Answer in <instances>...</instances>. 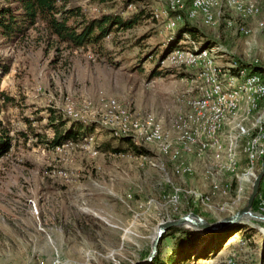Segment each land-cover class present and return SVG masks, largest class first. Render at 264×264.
I'll return each mask as SVG.
<instances>
[{
  "label": "rangeland",
  "instance_id": "obj_1",
  "mask_svg": "<svg viewBox=\"0 0 264 264\" xmlns=\"http://www.w3.org/2000/svg\"><path fill=\"white\" fill-rule=\"evenodd\" d=\"M253 1L260 7L259 18L264 19V0ZM167 2L134 0L125 12L123 0H70L87 16L108 12L124 16L143 8L144 18L139 23L113 31L103 40L105 55L91 48L65 47L41 22L17 42L0 36V63L9 66L1 86L14 99L0 115L12 137L11 148L0 155V264H132L148 256L144 253L150 251L162 221L195 209L213 222L247 203L254 180L238 181L217 164L218 156L212 151H186L176 142L173 124L188 115L185 98L199 97L207 88L205 79H197L200 67L187 65L186 50L210 41L221 57L213 62L220 69L219 75L234 62L264 67L262 33L253 30L249 35L240 34L225 21L231 19L254 29L257 16H236L227 0H219L216 9L220 13L215 10L214 25H204L197 17L188 20L199 33L194 38L183 35L182 44L161 61L162 67L174 70L170 72L155 65L164 51L162 44L186 20V7L156 18L155 10H165ZM179 47L183 50L177 53ZM154 69L156 73L151 76ZM111 101L138 118L151 113L168 119L166 124L159 121L171 142L170 152L184 160L191 173H174L171 155L159 145L132 141L142 146L144 153L137 154L119 136L111 134L112 129L103 127V108ZM49 109L62 119L97 124L87 140L51 147L48 143L54 130L49 125ZM238 110L235 116L224 110V129L228 132L253 123L252 116H246L249 121L244 119L245 105ZM103 142H108L105 149ZM207 153L211 165L206 161L202 172L199 168L195 172L186 154ZM240 161L242 166L249 164L243 154ZM263 165L258 166V173ZM206 168L207 176L217 168L231 178L210 183L204 175ZM263 183L264 176L253 210ZM190 191L204 196L203 203L192 207L187 201ZM173 192L179 195L176 204L170 201ZM238 224L246 231L241 229L228 238L212 259H196L194 264H221L227 257H233L234 264L264 263V219L244 216ZM239 237L246 240L238 242ZM172 242V235L163 239V254Z\"/></svg>",
  "mask_w": 264,
  "mask_h": 264
},
{
  "label": "bare ground",
  "instance_id": "obj_2",
  "mask_svg": "<svg viewBox=\"0 0 264 264\" xmlns=\"http://www.w3.org/2000/svg\"><path fill=\"white\" fill-rule=\"evenodd\" d=\"M219 0H191L186 10V19L196 17L207 26L215 23L216 11L219 14ZM227 4L234 10L233 13L243 17H256L260 7L253 0H227ZM185 0H168L165 10H155L154 16L159 18L166 11L178 12L183 10ZM216 10V11H215ZM168 15V13H167ZM180 17V14H176ZM226 25L234 28L240 34L249 35L254 29L260 31L264 37V19L258 18L254 29L243 24H237L231 19H226ZM176 52L183 50L179 47ZM220 48V47H219ZM175 52V53H176ZM224 55V54H223ZM187 65H196L200 69L197 79H205L207 88L200 92L199 97L187 96L185 106L188 115L185 119L180 117L175 120L173 128L176 132V142L186 151L199 154L212 151L218 156V165L234 175L238 181L247 182L254 180L258 173V166L264 164V78L260 73L247 71L236 63L226 66L223 74L214 66V59L221 58L216 47H203L194 45L184 53ZM222 56V55H221ZM193 79V78H192ZM245 97L244 119L253 118L251 127L237 126V131L228 132L223 122L224 110H229L235 116L240 107V95ZM243 105V106H244ZM189 106V107H188ZM242 106V105H241ZM103 127L110 128L111 134L119 137L129 136L133 141L159 145L165 154L171 155L172 171L176 174L191 173V167L170 152L171 142L166 139V133L159 119L153 115H143L138 118L130 114L125 108L116 106L115 101L108 102L103 108ZM261 112V113H260ZM260 113V114H259ZM256 114V115H255ZM74 115L77 114L74 113ZM250 116V117H246ZM74 118V117H72ZM218 154V155H217ZM245 156L248 165L242 166L240 155ZM264 166V165H263ZM190 204L203 203L205 197L195 191L188 192ZM179 199L177 192L170 195V201L176 204ZM199 200V201H198ZM222 263L234 264L233 257H227Z\"/></svg>",
  "mask_w": 264,
  "mask_h": 264
},
{
  "label": "trees",
  "instance_id": "obj_3",
  "mask_svg": "<svg viewBox=\"0 0 264 264\" xmlns=\"http://www.w3.org/2000/svg\"><path fill=\"white\" fill-rule=\"evenodd\" d=\"M0 3V36L9 42H17L24 38L29 30L41 22L59 43L69 49H87L91 48L96 53L105 55V46L103 40L111 32L119 29H129L144 18V10L136 9L128 12L126 15L120 13H103L96 16L85 15L81 7L70 3V0H1ZM100 3L106 0H94ZM134 0H123L124 11L133 3ZM191 0H187L188 8ZM186 3V2H185ZM186 14V10H185ZM199 33L195 25L187 19L179 24L163 43L164 51L157 59L155 68L164 71H174L169 66L162 67L166 55L177 46L182 44L183 35L188 34L191 38ZM203 47L212 46L211 42L206 40ZM251 72L260 73L264 78V67L254 64H240ZM9 71V66L0 63V115L7 104L14 99L4 89H2V77ZM156 69L152 70L151 76L155 75ZM62 119L60 114L49 109V125L54 130V136L49 141L51 147H60L69 142H78L89 138L94 126L97 123L82 122L66 117ZM70 121L69 125L64 128L65 124ZM118 138V137H116ZM125 141L130 148H133L137 154L144 153L142 146L134 144L129 136L119 137ZM12 145L10 129L3 123L0 117V155L8 152ZM104 149L108 147V142H103ZM114 151H121L120 148H112ZM264 162V161H263ZM198 213V210H192ZM193 229V228H192ZM190 228L183 226H173L168 228L163 234L158 250L154 258L147 264H194L196 259H212L218 253L226 240L232 235L246 227L237 224L228 225L215 231H206L205 233L195 232ZM169 235L173 236V242L169 250L163 254L160 248L163 239ZM244 237V236H243ZM238 242L246 240L239 237ZM146 256L149 251L144 253ZM145 256V257H146ZM264 257V243H263ZM195 258V259H194ZM224 264V263H221ZM260 264H264L261 262Z\"/></svg>",
  "mask_w": 264,
  "mask_h": 264
},
{
  "label": "water",
  "instance_id": "obj_4",
  "mask_svg": "<svg viewBox=\"0 0 264 264\" xmlns=\"http://www.w3.org/2000/svg\"><path fill=\"white\" fill-rule=\"evenodd\" d=\"M264 176V167L260 170V172L255 177L251 193L247 199V203L242 208L236 210L234 213H232L229 216L221 217L213 222L207 221L204 217L201 215L195 213V212H187L175 219H167L159 223L158 228L156 230L155 236L152 240L150 251L148 256L138 262L132 263V264H147L149 263L154 256L157 253L159 242L165 233V231L173 226H188L191 228H196L198 230L202 231H215L222 227L236 224L241 221V219L246 215H251V207L254 201V198L259 190V185Z\"/></svg>",
  "mask_w": 264,
  "mask_h": 264
},
{
  "label": "crops",
  "instance_id": "obj_5",
  "mask_svg": "<svg viewBox=\"0 0 264 264\" xmlns=\"http://www.w3.org/2000/svg\"><path fill=\"white\" fill-rule=\"evenodd\" d=\"M256 1H258V0H256ZM256 3H258V2H256ZM260 15H263L262 13H260ZM237 16V15H236ZM249 18V17H248ZM259 18V16L257 15V19ZM256 23V22H255ZM255 27V26H254ZM254 30H256V29H254ZM235 63V62H234ZM237 64V63H236ZM239 100H240V105H244L245 104V97H244V95L243 94H241L240 95V98H239ZM160 117V116H159ZM158 116H157V118L162 122V123H164V124H166L165 122H168L169 120L168 119H163V117L161 118H159ZM214 154V153H213ZM214 156H216V154H214ZM186 158H187V160L189 161V163L193 166V168H194V170H195V172H196V168H199L201 171H200V173L202 172V170H203V163L204 162H208V163H210V165H211V155L209 154V153H207V154H205V155H202V156H197V155H191V154H186V156H185ZM193 159V160H192ZM195 159H196V161H195ZM209 160H210V162H209ZM197 164H199V167L197 166ZM209 168V167H208ZM206 170H207V168L205 169V171H204V175H205V178H210L211 180H210V183H211V181H216V180H229L230 178H231V176L230 175H228V173L227 172H224V171H221V170H217V168L214 170V172L210 175V176H207L206 175ZM225 173H227V174H225ZM199 178H203L202 176L201 177H199ZM203 180V179H202ZM246 187V186H245ZM187 201L189 202V200L187 199ZM190 203V202H189Z\"/></svg>",
  "mask_w": 264,
  "mask_h": 264
},
{
  "label": "built area",
  "instance_id": "obj_6",
  "mask_svg": "<svg viewBox=\"0 0 264 264\" xmlns=\"http://www.w3.org/2000/svg\"><path fill=\"white\" fill-rule=\"evenodd\" d=\"M255 210L251 208L252 214L251 215H246L245 217L247 219H258V218H263L264 219V183L263 186L261 187L259 197L255 201Z\"/></svg>",
  "mask_w": 264,
  "mask_h": 264
}]
</instances>
